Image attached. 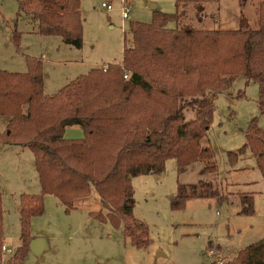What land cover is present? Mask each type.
Masks as SVG:
<instances>
[{"label":"trees","instance_id":"1","mask_svg":"<svg viewBox=\"0 0 264 264\" xmlns=\"http://www.w3.org/2000/svg\"><path fill=\"white\" fill-rule=\"evenodd\" d=\"M206 0H175L172 13L156 11L150 22L130 20L131 39L119 62L93 66L52 94L44 92L41 59L26 55V71L0 69V115L8 116L1 143L28 147L41 185L39 193L19 196L20 243L6 264H20L30 251L31 218L44 213V194H54L66 211L94 188L101 208L89 210L101 221L122 225L131 244L150 242L147 224L133 215L131 178L161 172L175 158L183 172L195 160L205 172H215L214 150L202 143L214 111L213 95L228 87L237 74L258 82L257 105L264 112V0L256 8L257 26L241 15L234 29L181 27L185 6L202 16ZM18 15L37 21V32L58 35L82 45L80 0H18ZM175 26H170V23ZM20 32L12 31L18 44ZM191 109L194 117L185 119ZM78 125L83 136H64ZM244 148L254 153L264 178V129L254 117ZM243 149V148H242ZM230 163L238 152H227ZM216 193L210 179L178 182L173 209L187 199ZM239 212L253 211V196L240 195ZM3 205L0 193V258L3 244ZM218 264L215 260L206 263ZM230 264H264V237L235 252Z\"/></svg>","mask_w":264,"mask_h":264},{"label":"rangeland","instance_id":"2","mask_svg":"<svg viewBox=\"0 0 264 264\" xmlns=\"http://www.w3.org/2000/svg\"><path fill=\"white\" fill-rule=\"evenodd\" d=\"M102 1L110 2L112 8H104ZM127 1L129 17L124 18L121 0H80L83 39L79 47L64 42L58 35L37 32L35 19L25 13L18 15V0H0V69L26 71V55L40 58L44 92L52 94L93 66L119 62L124 44L128 45L131 39L130 20L150 22L156 11L176 10L175 0ZM260 1L210 0L201 9L206 22L202 27L234 29L239 26L241 15L251 27H256ZM185 9L195 20L196 7L188 3ZM193 25L189 19L180 24L186 28L201 27ZM14 29L20 32L18 44L11 36ZM258 91L256 80L246 81L244 75L237 74L227 88L213 95L212 119L201 141L214 150L215 172H205L202 162L195 160L179 173L172 157L165 160L161 172L132 176L133 215L147 224L148 245L129 244L121 224L91 221L79 208L66 211L50 193L44 194V213L33 216L30 223L31 234L44 235L45 246L38 252L29 251L20 264H194L215 259L230 264L238 249L264 237V178L254 153L244 148L245 133L254 117L264 129V112L257 105ZM184 117L190 119L194 112L186 109ZM7 119L8 116L0 115V132ZM229 150L238 152L233 164L228 159ZM199 179H210L216 193L187 199L182 208L173 209L171 199L177 193L178 182L193 183ZM40 190L33 152L13 143L1 148L3 230L13 250L20 243L16 196ZM242 193L253 196L250 213L239 212ZM91 194L98 196L94 188ZM209 249H214V255L208 253Z\"/></svg>","mask_w":264,"mask_h":264},{"label":"crops","instance_id":"3","mask_svg":"<svg viewBox=\"0 0 264 264\" xmlns=\"http://www.w3.org/2000/svg\"><path fill=\"white\" fill-rule=\"evenodd\" d=\"M210 0H206L204 1L202 4H201V9H204L205 8V3L209 2ZM247 1H245L242 5H244ZM153 6L156 5L155 3H152ZM191 7V6H190ZM192 7L194 8L195 6L192 4ZM202 13V11H201ZM195 14H196V11H195ZM204 15L202 14V16H198L196 14V17H195V20L192 16H190L189 14H187L186 12V15L184 17V20L183 22L186 20V19H189L190 21H192L193 23H195V25L193 26H201L202 27V24H205V18L203 17ZM218 20V19H217ZM187 23V22H185ZM205 28V27H203ZM5 128V127H4ZM64 136L65 137H69V138H78V137H82L83 136V130L78 126V125H68L66 126L65 130H64ZM11 143H4L0 146V149L1 148H4L6 147L7 145H9ZM18 145V144H16ZM24 147V146H22ZM21 193V192H20ZM46 194H50V193H46ZM56 197V196H55ZM57 198V197H56ZM58 200V198H57ZM19 201V196H16V200L15 202ZM59 201V200H58ZM64 207V206H63ZM81 209L82 211L85 212V215L87 218H90V220H94L96 218H93L90 213H89V210H92V209H99L101 208V201H100V196L98 194V196H93L91 193L88 195V196H85V197H81V198H78L76 199L75 201V206L72 208V209ZM17 210H18V207H17ZM19 217H17L18 219ZM122 233L124 235V239L128 240V238L125 236L124 234V231H123V228H122ZM32 235H33V238H35L36 242L34 243V247L36 248V250H31L32 252H38L39 250H41L44 246H45V239H44V235L42 233H33L32 232ZM3 243L8 245V246H11L7 241H6V235H5V232L3 230ZM130 244V242H129Z\"/></svg>","mask_w":264,"mask_h":264},{"label":"built area","instance_id":"4","mask_svg":"<svg viewBox=\"0 0 264 264\" xmlns=\"http://www.w3.org/2000/svg\"><path fill=\"white\" fill-rule=\"evenodd\" d=\"M121 3H122V6H121V10H122V16L124 18H127L129 17V9H130V5L128 4V1L127 0H121ZM101 5L106 8V9H111L112 8V5L110 2H106V1H102ZM13 248L6 245V244H2L1 245V254H2V257L0 258V264H6V260L4 258L5 255H10L11 253H13ZM208 253L211 254V255H214L215 251L214 249H209L208 250ZM215 261L218 263V264H222V262L220 261V259H215Z\"/></svg>","mask_w":264,"mask_h":264},{"label":"water","instance_id":"5","mask_svg":"<svg viewBox=\"0 0 264 264\" xmlns=\"http://www.w3.org/2000/svg\"><path fill=\"white\" fill-rule=\"evenodd\" d=\"M36 242V240H35V238L34 239H31V241H30V249L31 250H36V248L34 247V243Z\"/></svg>","mask_w":264,"mask_h":264}]
</instances>
